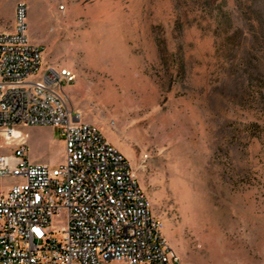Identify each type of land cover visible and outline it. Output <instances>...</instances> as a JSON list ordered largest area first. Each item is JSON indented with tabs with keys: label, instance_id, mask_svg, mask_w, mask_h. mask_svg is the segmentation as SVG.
Listing matches in <instances>:
<instances>
[{
	"label": "rangeland",
	"instance_id": "1",
	"mask_svg": "<svg viewBox=\"0 0 264 264\" xmlns=\"http://www.w3.org/2000/svg\"><path fill=\"white\" fill-rule=\"evenodd\" d=\"M21 6L181 261L264 264V0H0V30ZM20 130L32 159L63 161L56 126Z\"/></svg>",
	"mask_w": 264,
	"mask_h": 264
},
{
	"label": "built area",
	"instance_id": "2",
	"mask_svg": "<svg viewBox=\"0 0 264 264\" xmlns=\"http://www.w3.org/2000/svg\"><path fill=\"white\" fill-rule=\"evenodd\" d=\"M75 77L45 62L21 6L13 28L0 30V264H186L130 159L68 106ZM42 124L64 141L56 165L33 160L16 133Z\"/></svg>",
	"mask_w": 264,
	"mask_h": 264
},
{
	"label": "bare ground",
	"instance_id": "3",
	"mask_svg": "<svg viewBox=\"0 0 264 264\" xmlns=\"http://www.w3.org/2000/svg\"><path fill=\"white\" fill-rule=\"evenodd\" d=\"M21 131L20 130H16V133L18 134V133H20Z\"/></svg>",
	"mask_w": 264,
	"mask_h": 264
},
{
	"label": "crops",
	"instance_id": "4",
	"mask_svg": "<svg viewBox=\"0 0 264 264\" xmlns=\"http://www.w3.org/2000/svg\"><path fill=\"white\" fill-rule=\"evenodd\" d=\"M36 157H38V156H36ZM33 160H39V159H33ZM39 161H41V160H39Z\"/></svg>",
	"mask_w": 264,
	"mask_h": 264
}]
</instances>
